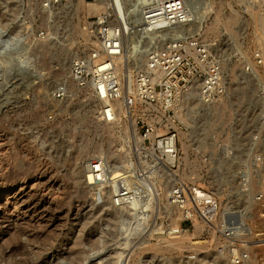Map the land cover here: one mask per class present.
<instances>
[{
  "label": "rangeland",
  "instance_id": "1",
  "mask_svg": "<svg viewBox=\"0 0 264 264\" xmlns=\"http://www.w3.org/2000/svg\"><path fill=\"white\" fill-rule=\"evenodd\" d=\"M79 1L48 10L41 0H0L3 30L10 33L22 28L25 36L19 54L9 57L6 51L0 55V205L9 206L7 214L0 206V253L23 243L29 254L25 256L43 264L65 262L63 257L73 250L90 256L82 264H123L124 259L128 264H213L210 257L219 253L220 236L206 232L203 226L200 231L197 225L178 229L181 218L173 221L164 206L166 184L159 181L158 171L154 181L149 178L155 184L146 183L152 192L149 201H153L149 216L134 220L125 232L97 205L107 199L101 188L88 191L78 180L75 167H83L89 157L104 155L111 164L119 160L130 164L127 158L143 143L130 111L105 123L98 114L101 103L70 76L74 58L93 45L83 30L98 14L77 7ZM195 1L196 14L202 10L201 2L209 0ZM213 1L221 21L204 33L215 44L228 76V97L219 103L231 107L225 114L214 113V109L209 114L210 104L191 99L193 95L183 98L179 157H185L181 136L187 133L193 161L188 170L182 160L179 169L185 171L180 169L183 176L187 174L185 179L189 175L214 192L224 208L245 207L252 194L239 190L237 162L253 171L257 165L249 160L264 158V0ZM61 86L65 92L58 97ZM248 101L250 111L244 116ZM257 136L261 144L255 147L252 141ZM139 156L146 168L154 167L145 160V152L139 150ZM254 184L253 193L264 184V177ZM251 209L248 222L253 232H264L258 206L253 204ZM195 242L206 247L197 250ZM252 245L249 264H264V246ZM230 261L234 264L232 257Z\"/></svg>",
  "mask_w": 264,
  "mask_h": 264
},
{
  "label": "built area",
  "instance_id": "2",
  "mask_svg": "<svg viewBox=\"0 0 264 264\" xmlns=\"http://www.w3.org/2000/svg\"><path fill=\"white\" fill-rule=\"evenodd\" d=\"M41 1L49 10L73 0ZM122 2L125 17L120 13L117 0H108L106 10L88 21L89 32L97 43L74 58L70 76L88 90L93 100L105 102L98 111L102 121H115L116 109L112 103L117 100H123L124 107L132 114L133 99L130 94L125 97L129 81L118 72L117 59L127 42L136 38L140 56H144L133 69L136 99L144 106L136 117L143 143L141 149L136 148L127 158L131 162L128 167L125 161H118L121 175L116 183L110 179L112 161L104 155L98 156L90 164V184L101 187L102 196L108 189H116L115 206L135 202L137 186L147 183L149 170L141 164L139 150H142L146 153L145 160L159 171V181L169 184L168 205L181 215L178 229L201 223L206 232L220 236L218 252L230 253L235 263H241L249 257L252 244L264 246V232H252L248 237L242 231L249 228L253 204L258 206L264 222V184L252 191L256 179L264 177V158L258 156L249 160L257 165L253 171L245 169L242 161L237 162L239 190L244 195L252 194V200L245 207L225 208L214 192L181 175L178 159L179 112L183 98L197 92L205 104L221 101L229 91L223 60L215 52V44L202 31L179 29V25H187L192 20L187 0ZM64 92L65 87L61 86L57 96H63ZM259 140V136L255 137L252 146L261 144ZM245 219L247 222H243Z\"/></svg>",
  "mask_w": 264,
  "mask_h": 264
},
{
  "label": "bare ground",
  "instance_id": "3",
  "mask_svg": "<svg viewBox=\"0 0 264 264\" xmlns=\"http://www.w3.org/2000/svg\"><path fill=\"white\" fill-rule=\"evenodd\" d=\"M100 1L101 2H87V0H80L78 5H77V7H81V8H83L84 10H86L88 12H98L97 15H100L107 8V2L105 1L103 3L102 1H104V0H100ZM212 1L210 2V0H209L208 2L206 1V3H202L201 2V4H202L201 9L202 10H200L201 11L200 13H196L197 14L196 15L195 14V9H194V5H195L196 1L194 0L195 3H193L191 0H187L188 6H189V8L191 10V18L190 19H192V20L187 25H184V24L179 25V29H181V30H191V31H202L203 34L205 35V33L207 31H211V30H214L215 28H217L218 24L221 21V13H220L219 10H217L215 8V6H214V2L215 1H213V2ZM72 2H74V0ZM62 5H65V3H62L61 6ZM117 5H118V8L120 10V13L125 17L126 16V11H125V7H124V4H123L122 0H119ZM58 6H60V5H58ZM196 8H197V6H196ZM198 8H200V5L198 6ZM212 13H214L215 15H214L213 20L211 21V23L208 24V22L210 21L208 19L210 18V15ZM86 23H87V21H86ZM88 24H89V22H88ZM226 24H227L228 27L230 26L229 23L226 22L225 25ZM0 30H1V33H0V55H1V53H4L6 51H10L9 57L11 55H12V57H14V55H16V53L19 54L20 53V49H19L20 45H22L23 44L22 42H24L23 40H25L24 39L25 36H24V32H23L22 28H18L16 30H14L13 32H10V33L7 32L6 33L5 32L6 30H3V27L0 24ZM88 31H89V27L87 26L85 28V30H83V34H84L85 39L88 40L93 45H96L97 41L90 38V36L88 34L89 33ZM205 37H206V35H205ZM22 47H24V46H22ZM16 48H18V49L12 53V51L14 49H16ZM140 52H141V50H140ZM260 55H261V53H260ZM143 58H144L143 55L140 56L139 46H138V42H137L136 38H132L125 45L123 54L117 59V70H118V72L120 73V75L122 77H125L129 81V83H128L129 91H127V90L125 91L126 92L125 93V97L127 98L128 95L130 94V96L133 99L132 108L134 110H133L132 115H130V116H132V119L134 118V120H136V117H137L138 113H140L139 111L141 109H143L144 106H143L142 102H139L136 99V89H135L134 74H133V68L132 67H134L135 65H137V66L140 65L141 60L142 61L144 60ZM135 59H137V60H135ZM252 69H253V74L255 75V77L259 78V74H258V71H257L258 69L256 68V66H253ZM192 95L194 97H190L191 99H195V100L197 99V100L201 101V98H200V96H199V94L197 92H193ZM235 95H237V94H235ZM227 97H228V94H227ZM238 99L241 100V96ZM99 102L100 101H98V103ZM219 102H217V103L215 102V104L213 103L214 106H212L213 104H210L212 107L211 106L209 107V110H210V111L208 110L209 114H212V110L213 109L215 110L213 112L214 113H218V114H220V113H222V114L224 113L225 114V112H229V108L231 106H229V104H227V102L226 103H219ZM100 103H101L100 104V107H101V105L103 103H105V102L102 101ZM137 104H140L141 108H139L137 106ZM112 105L116 109L115 121H116V117L125 116L126 115V111H130L129 109H126L124 107L123 100L114 101V103H112ZM250 107L251 106H250V103L248 101V103L245 105V107L242 110V113L244 114V116H246L247 112L250 111L249 110ZM105 123H113V122H105ZM186 134L183 133V136H181V137H183V140H184L183 144H184V147H185L184 148L185 152H183V153H185V157L184 158H180L179 156L178 157H179V163L181 164V162L183 160V162H185L184 163V165H185L184 167L187 166V169H188L189 167L191 168V164H192V161H193V160L191 161V159H190L191 158L190 157L191 145H189V143H188L189 141L191 142L192 140H190V135H186ZM134 135H136V134H134ZM179 136H180V132H179ZM137 138H138V136H137ZM139 140H140V138H139ZM142 140L143 139H141V141ZM96 158H97L96 156L89 157L85 161V165H83V167H78V166L75 167V173L78 176V180L82 181L81 184L88 191L93 190V189L95 190V189H100L101 188V187L100 188L96 187V185L90 184L91 181H89V177H88V174L90 172L89 171L90 164ZM129 165L130 164H128V163L125 164L126 167H128ZM224 165H226V164L225 163L220 164V166H224ZM181 167H183V165ZM181 170H183V169H181ZM181 170H180V172H181ZM193 170H194V168H193ZM157 171L158 170H157V168H155V166L147 171L148 172L147 173V181L148 182L153 183L152 181H154V179H155L154 176H155V173ZM120 175H121V172H120V168H119L118 164H115V163L111 164L110 165V176H112L110 178V179H112L111 182L116 183V181H117V179H118V177ZM181 175L183 176V172H181ZM185 176H183V177L185 178ZM149 178H151L152 181L151 180L149 181ZM187 178H188V180L196 182V180L191 178V177H189V175H188ZM153 184H155V183H153ZM5 188L7 189V186ZM149 189H150L149 185H146V184H144L143 186H142V184L137 186L138 197H137L136 201L133 202V203H130L128 205H122V206H115L114 203H113L114 202L113 194H114V191L116 189H114V190L113 189H108L105 192V195H106L107 199L98 201L97 205L101 206L102 210H105L104 215L108 216L113 221V223L117 224L118 225L117 229L120 230L121 232H123L125 227L131 225V223L134 222V220L136 222H140L141 220H145L147 218V216H149L148 212L151 209V204L153 203V201L151 202V199L149 201V195H150V193H152V192H150L151 189L150 190ZM155 189H157V188H155ZM168 189H169V184L167 182L166 183V190H165L166 191V193H165L166 196H165V199H164L163 203H165L164 206H166L165 208L168 211V213L170 214L171 219L173 221H176L177 219L179 220V218H181V215H180V213L177 210H175L174 208H172V207H170L168 205V201H167ZM7 191H10V190L7 189ZM219 191H220V189H219ZM98 193L99 192H97L95 195H97ZM150 198H151V196H150ZM0 206H1V210L3 211V213L7 214L9 206L5 205V204H1ZM99 209H100V207H98V211H99ZM243 222H247V221H243ZM196 225H197L196 226L197 230L200 231L199 229H201V227L203 225L201 223H198ZM248 227H249L248 229H242V231H244L247 236L249 235L248 237H251L250 235L252 234V232L254 230H253L252 226H248ZM126 231H127V229H126ZM124 232H125V230H124ZM40 244H43V243H40ZM195 246H196L197 250H201L202 248L206 247V245H204L203 242H195L193 247H195ZM26 248H27L26 244H23V243L22 244L20 243L17 246L4 248L2 250V252L0 253V263L7 262L9 264H43L42 261H40L38 258H34V260H31L30 258L25 256V254L29 255L27 253V249ZM88 256H89L88 253L83 255L79 251L73 250L72 252L67 253L63 257L65 262L57 261L56 264H82L84 262V260L86 258H88ZM251 256L249 255V257H251ZM231 257H232L231 255H227V254H221V253H216L215 254L214 253L212 255V257H210V258H212V261H214L213 264H222V263L223 264H231V261H230ZM249 263L250 262L247 259H245L241 263H235L234 262V264H249ZM123 264H128L125 259L123 261Z\"/></svg>",
  "mask_w": 264,
  "mask_h": 264
}]
</instances>
